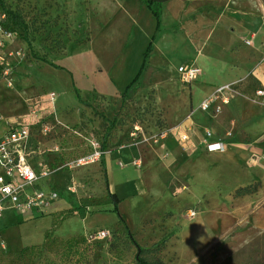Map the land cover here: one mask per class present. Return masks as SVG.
I'll return each instance as SVG.
<instances>
[{
    "label": "rangeland",
    "instance_id": "obj_1",
    "mask_svg": "<svg viewBox=\"0 0 264 264\" xmlns=\"http://www.w3.org/2000/svg\"><path fill=\"white\" fill-rule=\"evenodd\" d=\"M2 1L18 19L0 7V31L12 35L0 48V137L9 126L26 123L36 110L41 121L57 119L65 126L47 135L39 127L34 132L35 144L44 151L41 157L54 161L53 170L64 161L102 152L104 143V155L129 146L146 154L151 145L176 141L184 156L179 161L176 148L164 147L154 165L155 182L141 160L132 161L129 173L139 170L138 177L142 175L148 190L152 181L153 189L120 204L116 212L107 198L100 159L53 173L48 182L34 186L50 195L43 211L32 210L7 226L0 222V264H137L136 256L149 264H264V181L230 188L225 183L216 190L211 178L216 166L204 158L212 153L202 148L212 130L205 129L201 150L192 154L188 136L180 131L188 134L189 128L193 134L192 123H184L194 113L192 107L184 120L168 119L171 102L186 91L174 66L181 58L194 62L181 33L188 23L202 24L201 14L212 21V11L234 1L169 0L161 4L158 24L142 0ZM169 3L177 4L172 23L164 15ZM244 5L251 7L247 0ZM212 26L207 22L204 29ZM195 27L187 32L203 36ZM216 41L211 42L213 50L219 48ZM206 55L217 64L211 52ZM218 59L229 60L226 55ZM202 63L197 65L203 69ZM160 69L166 73L161 77ZM249 81L233 87L255 100L254 91L244 93ZM171 87L179 94L176 99L168 94ZM199 89L193 91L196 111L206 93ZM50 92L56 95L55 111L47 102ZM225 130L229 139L231 131ZM246 187L250 193L237 194ZM100 230L108 233L106 239L86 240ZM70 240L77 245L64 248ZM26 247L34 248L21 252Z\"/></svg>",
    "mask_w": 264,
    "mask_h": 264
},
{
    "label": "crops",
    "instance_id": "obj_2",
    "mask_svg": "<svg viewBox=\"0 0 264 264\" xmlns=\"http://www.w3.org/2000/svg\"><path fill=\"white\" fill-rule=\"evenodd\" d=\"M214 1L219 2L218 0H209L211 3ZM233 1L234 4L229 2L230 4H228L227 8H216V10L212 11V21H208V17L205 19L201 14L198 22L201 21L202 24H187L188 27L197 26L195 29L201 31L203 36H195L194 31L191 33L187 32L188 27L186 26L185 32H182L180 37L184 44L186 43L188 47H191L190 53L194 58V62H181V58L177 65L174 66L176 68L175 71L177 72V69L184 64H194L199 68L200 66L197 63H202L201 60H204L205 63L203 62L202 64L206 65V67L203 69L199 68L200 76L196 82L191 84L182 83L186 87V91L180 92L181 98L176 99L175 96H179V94L173 92L172 87L168 93L171 99L175 98L177 101L175 104L169 103L171 108L168 111V119L170 121H182L189 114L191 107L194 110L190 120L184 122L192 123L193 134L189 128L188 134L180 128L181 133L188 136V142H185L190 145V153H199L201 150L199 144L204 140V131L207 128L211 129L214 135L211 138L208 137L202 148H205L208 143H221L223 145V151L209 155L205 154L204 156V158L212 160L216 166L215 168L213 167L211 173L212 186L216 185V190L225 183L230 188L235 185L241 187L251 185L256 180L264 181V97L260 98L255 94V100H252L240 95L235 96L222 108L220 117L217 119L211 118L200 109L196 111L197 107H193V91H201L199 88L206 90L203 96L204 99L216 87L233 85L251 77L259 84L256 91H264V0H247L251 7L244 5L245 0ZM169 4L167 11L164 8V15L166 14L172 23L177 14V4ZM172 4L175 5L172 6ZM216 4L219 5V3ZM207 22L213 25L212 28L204 29V25ZM214 39L217 40L216 43L219 47L216 50L211 49V42ZM245 41H248L249 44L247 45ZM207 52H211L215 59L217 57V64H212L206 55ZM222 55L228 56V63L218 59ZM160 71L162 73L157 71V74H160L159 76L161 77L165 70L160 69ZM60 119L66 121L61 116ZM224 123H226L225 126H223ZM225 127H227V131H231L229 139L226 137ZM222 138H226L225 140L227 141L222 140ZM178 145L176 141H166L164 145H151L150 150L147 152L148 154L143 153L138 146H129L104 155L108 191L115 194L120 200L118 206L125 201L132 203L136 197L141 199L145 196L147 186L142 175L138 177L140 174L139 170L135 168L136 171L134 172L136 174L133 172L129 173L130 169L131 171L132 169L134 170V167L130 166L132 161L141 160L143 169L150 172L148 175L154 180V165L164 147L176 148L174 149L176 158L179 161L182 160L184 152L181 146ZM250 160L256 161L254 162L255 165L247 167L246 163ZM201 161L200 158L196 159L195 167ZM152 183L150 181V191L153 189ZM149 190L148 193L151 194ZM5 213L7 214L5 215ZM11 213L12 210L8 208L3 211L0 218L2 225L7 226L12 222L20 221L28 214Z\"/></svg>",
    "mask_w": 264,
    "mask_h": 264
},
{
    "label": "built area",
    "instance_id": "obj_3",
    "mask_svg": "<svg viewBox=\"0 0 264 264\" xmlns=\"http://www.w3.org/2000/svg\"><path fill=\"white\" fill-rule=\"evenodd\" d=\"M11 37V33L0 31V48ZM245 43L249 44L248 41ZM177 74L183 84H191L197 81L200 70L194 64H184L177 69ZM255 94L257 97H264L262 90L256 91ZM237 95L233 85L216 87L211 94L201 101L199 109L218 115L222 108ZM55 99L54 92L47 94L48 105L54 111ZM47 114L49 115V113ZM41 120L42 117H38L36 110H33L26 123L9 126L0 137V218L3 211L9 207L17 213H29L32 210L43 211L49 204L50 195L45 190L34 188V186L46 182L53 173L63 170L72 171L92 164L101 158L102 152L95 150L89 155L64 161L53 170V167L47 163L45 156L41 157L44 155V151L38 144H35L34 132L36 127H39V132L47 135L54 128L58 126L65 128V126L61 125L57 119H55V123ZM206 149L209 153H215L223 151L224 148L221 143H208ZM107 237L108 233L100 230L86 235V240H103Z\"/></svg>",
    "mask_w": 264,
    "mask_h": 264
},
{
    "label": "trees",
    "instance_id": "obj_4",
    "mask_svg": "<svg viewBox=\"0 0 264 264\" xmlns=\"http://www.w3.org/2000/svg\"><path fill=\"white\" fill-rule=\"evenodd\" d=\"M142 3L145 4V5L149 8V10H150L152 16L154 17L156 23L158 24V23H159V18H160V7H161V3L149 2V1H143V0H142ZM0 7H1V9H2L7 15H9L10 17H13V19H15V20L18 19V16H17L14 12L9 11V10L5 7V5H4V3H3L2 0H0ZM42 62H44L45 64H47V65H49V66H55L54 64L48 63L47 61H44V60H43ZM136 79H137V78H135L134 81H135ZM134 81H133V82H134ZM258 85H259L258 82H257L255 79H253V78L250 77L249 84H248V86L245 88L244 93H245V92H248V91H254V92H255V91H256V88L258 87ZM130 86H131V84L128 85V86L126 87L125 91H126ZM235 90H236V89H235ZM82 105L89 107V104L86 103V102H82ZM105 120H106V119H105ZM112 126H113V123L111 122V123H109L108 128H112ZM101 150H102V155H101V158H100V163H101V166H102V168H103L104 183H105V188H106V191H107V198L111 201V204H112V206H113V211L116 212V211H117V206H118L120 200L117 198V196H116L115 194H112V193H110V192L108 191V184H107V178H106V171H105V166H104V152L106 151V145H105V143L101 146ZM45 159H46V158H45ZM46 160H47V159H46ZM49 164L52 166V165H54L55 163H54V161H53V162H49ZM238 193H240V194H248V193H250V190H249L248 187H246V188H241V189H238V190H237V194H238ZM120 221L122 222L121 219H120ZM122 223H123V222H122ZM76 245H77L76 242L70 240V241L67 242V244L65 245L64 248L72 249V248H73L74 246H76ZM33 248H34V247H28V248L26 247V248L22 249L21 252H25V251L30 250V249H33ZM144 251H145L144 249H141V253H143ZM136 262H137V264H149L144 258L139 257V258L137 259V256H136ZM157 264H162V262H158Z\"/></svg>",
    "mask_w": 264,
    "mask_h": 264
},
{
    "label": "water",
    "instance_id": "obj_5",
    "mask_svg": "<svg viewBox=\"0 0 264 264\" xmlns=\"http://www.w3.org/2000/svg\"><path fill=\"white\" fill-rule=\"evenodd\" d=\"M143 1H149V2H155V3L164 4V3H166L169 0H143ZM138 252H139V250H138Z\"/></svg>",
    "mask_w": 264,
    "mask_h": 264
}]
</instances>
